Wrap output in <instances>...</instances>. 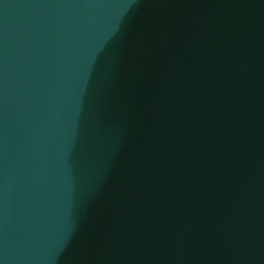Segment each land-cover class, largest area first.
<instances>
[{
  "label": "water",
  "instance_id": "95a60500",
  "mask_svg": "<svg viewBox=\"0 0 264 264\" xmlns=\"http://www.w3.org/2000/svg\"><path fill=\"white\" fill-rule=\"evenodd\" d=\"M0 264H264V0H0Z\"/></svg>",
  "mask_w": 264,
  "mask_h": 264
}]
</instances>
